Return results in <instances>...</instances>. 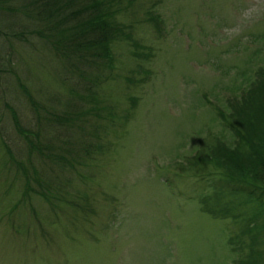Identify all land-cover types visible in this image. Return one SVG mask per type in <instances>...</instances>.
I'll list each match as a JSON object with an SVG mask.
<instances>
[{
	"label": "rangeland",
	"instance_id": "374dc122",
	"mask_svg": "<svg viewBox=\"0 0 264 264\" xmlns=\"http://www.w3.org/2000/svg\"><path fill=\"white\" fill-rule=\"evenodd\" d=\"M193 3L136 0L133 11H119L116 22L137 46L111 42L109 60L96 72L100 82L96 87L76 78L88 77L84 70L70 78V71L43 40L28 34L17 37L16 25L8 27L5 17H0V32L6 34H0V75L5 77V84L0 81L1 136L10 137L11 141H4L16 157L25 158L26 166L31 162L45 179L57 184L54 195L65 198L68 205L50 217L44 202L35 197L28 200L32 195L16 201L15 217L6 218L3 213L11 195L2 192L7 179L14 196L20 188L11 171L0 174V264H235L238 260L229 252L227 238L236 235L247 214L257 212L256 205L231 203L233 213L246 210L241 221L204 213L200 197L214 196L209 181L223 182V177L211 167L208 175L178 170L173 162L186 163L180 154L176 157L185 137L187 143L180 145L188 156L193 153L191 139L219 130L208 105L224 104L230 94L240 96V89L230 92L235 76L240 78L239 70L264 64V0H209L210 9L207 5L203 10ZM10 69L36 98L46 96L42 91L46 86L62 100L82 104L83 111L73 123L81 122V138L91 143L92 154L89 160L77 158L82 163L76 164L75 171L63 174L57 166L47 170L34 154H28L27 145L18 150V135L4 107L6 102L13 104L14 97L22 98L18 87H13L17 76ZM86 86L95 88L92 91L102 99L95 109L97 118L94 109L89 111L92 104L87 103ZM16 110L23 122L26 115H20V107ZM118 116L127 117V122L121 126ZM118 133L122 134L117 141ZM72 134L78 137L76 131ZM1 152L0 147V161ZM123 192L127 198L121 196ZM105 193L120 197L108 203ZM233 197L242 202L238 194ZM207 199L208 207H213L214 201ZM71 203L81 210H72ZM108 209L110 219H105ZM255 222L262 239L259 247L264 249V216Z\"/></svg>",
	"mask_w": 264,
	"mask_h": 264
},
{
	"label": "trees",
	"instance_id": "16d2710c",
	"mask_svg": "<svg viewBox=\"0 0 264 264\" xmlns=\"http://www.w3.org/2000/svg\"><path fill=\"white\" fill-rule=\"evenodd\" d=\"M135 1L0 0V17H5V23L8 27L12 23L16 25L20 31L16 34L17 37L28 34L43 40L46 48L59 64L70 71V78L75 79L74 72L79 71L82 74L84 70L88 77L80 78L78 75L76 78L86 80L87 83L96 87L100 84L96 81L98 77L96 72L101 65H106L109 60L108 51L112 52L109 47L110 43L123 40L126 44L130 43V45L137 46L131 40L130 34H123L122 26L116 22V15L119 11L126 9L133 11L132 7ZM193 2L201 10L209 5V0H203L201 3L198 0H193ZM210 7L209 5V9ZM146 20L152 21V19ZM1 35L6 34L2 33ZM172 40L175 41V39ZM6 57L8 62H11L8 54ZM99 59L102 61L97 63ZM239 71L240 78L235 76L237 81L231 83L230 92L236 93L240 89V96L230 94L231 97L226 99L224 104L215 101L210 106L208 105L210 113H212L211 120L219 127V130L213 133L209 132L205 137H201L199 134L195 139H191L190 147H192L193 153L188 156L183 154L180 145L187 143L185 137L179 144L176 157L181 155V159H184L186 163L185 165L177 161L173 163L177 165L178 170L195 169L206 175H208V169L211 167L218 170L223 177V182L219 178L209 181L207 187L212 193L216 192L214 196H207V194L200 197L199 207L204 205V213L212 217L227 216L228 218L231 217L233 221H241L243 218L241 217V219L240 216L247 214L246 210H243V214L233 213L234 206L232 204L241 205L251 202L256 205L257 212L247 214L244 218L246 222L242 225L239 223L238 232L236 235L228 236L227 242L230 247L229 252L232 255H237L235 259L238 260L235 261V264H264V261L260 262V257H262V253L264 254L263 247L262 249L259 247L262 241L260 239L261 234L258 229H255L259 225L255 219L259 218L261 214L264 216V64L258 66L257 69L246 65ZM9 72L17 76L12 69ZM0 79L3 81L5 77L0 75ZM3 83L5 84L4 81ZM16 85L13 87H18L22 98L14 97L13 104L6 102L4 107L8 117L9 115L11 117L10 121L15 133L18 135L16 137L17 144L20 145L18 150H21L23 146L25 149L27 145L28 154H34L36 159L44 163L48 168L47 170L57 166L63 174H69L71 170L75 171L76 164L82 163L77 161L79 160L77 158L89 160L90 154H92L89 148L91 143L85 142L83 136L81 138V133L84 130L79 125L80 121L77 120V124L73 123L74 117H78L77 115H81L83 111L80 106L82 104L75 100L69 101L65 98L62 100L61 96L53 94V92L50 93L46 86H43L42 90L45 91L44 95L46 96L36 98L20 84L18 76ZM89 88L86 86L87 103L92 104L89 111L94 109L92 114L97 118L98 113L95 111L99 109L102 99L96 95L95 91H92L95 88ZM76 96L82 99L79 95ZM132 105L134 106L135 103L132 102ZM96 106L97 108H94ZM17 107L23 111L20 115H26L24 123L18 117ZM82 116L86 117V114ZM119 119L121 126L128 120L127 117H119ZM118 125L120 126V124ZM55 128L56 131L54 132ZM75 131L78 134L77 138H73L72 133ZM121 134L118 133L115 140L118 141ZM4 135L6 134L4 133ZM4 135L1 136L0 130V147L2 150L0 174H7L6 171H11L13 176L10 177L17 181L20 190L19 193L16 192L18 196L16 198L13 185H11L9 178L7 179L2 196L9 193L11 197L3 215L12 220L15 217V215L12 216V213L16 201L23 202L32 195L34 196L28 200L35 197L44 202L51 212L49 213L50 217L59 215V207L62 208L63 204L68 205L65 203V198H58L54 195L53 191L57 188L55 187L57 184L45 179L44 172L41 173L40 169L31 162L26 166L24 157H16L15 151L11 150L9 143L6 144L10 137ZM97 145V143L94 144L95 149ZM58 151L60 153L57 154ZM85 188L91 189L86 185ZM113 194L105 193V200L108 203L118 201L117 198L120 196L116 197V194ZM235 194L242 197V202L236 201V199L234 201L233 196ZM121 196L127 198V194L124 192ZM207 197H211V200L214 201L211 208L208 207ZM227 202H229L228 206ZM73 204L71 203L72 210L75 212L81 210L78 204ZM108 212L110 213V209L105 210V219H110ZM71 217L74 218L73 215ZM261 228H264V223H261ZM243 247L247 249L243 250Z\"/></svg>",
	"mask_w": 264,
	"mask_h": 264
}]
</instances>
